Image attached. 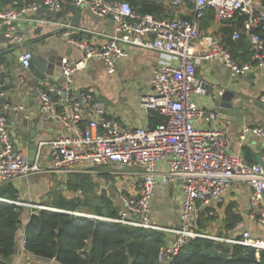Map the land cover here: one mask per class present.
I'll return each instance as SVG.
<instances>
[{"label": "built area", "instance_id": "2783aa9c", "mask_svg": "<svg viewBox=\"0 0 264 264\" xmlns=\"http://www.w3.org/2000/svg\"><path fill=\"white\" fill-rule=\"evenodd\" d=\"M67 0H32L0 10V25L5 27L6 44L16 50L23 43L18 30L20 22L31 16L58 13ZM99 19L113 24L106 41L96 46L86 39L72 35L69 23H57L65 40L82 51L81 59L74 63L60 62L62 86L42 80L37 91L44 119L60 123L67 135L38 145L34 159L27 152L17 149L11 138L6 109L0 108V187L35 174L54 173L67 176L80 171L85 164L110 168L113 173H128L135 177V195L127 196L123 189L117 191L124 210L118 217H102L72 212L131 227L160 231L169 235L158 254L159 264H172L174 256L197 237L264 249V240L244 230L240 238L224 240L199 233V211L219 199L234 181L246 183L252 190L250 197L251 218L264 228V155L261 163L248 162L242 154H231L228 127L217 124V113L203 109L192 100L194 95L207 94V83L197 76L201 60H220L232 76H242L256 67L264 69V0H155L161 2L169 14L156 16L140 13L127 0H68ZM207 10L213 12V22L223 26L228 21L243 17L242 26L234 30L231 39L242 35L250 43V60L236 63L227 48L213 37H207L202 55L194 54V45L200 38L202 19ZM44 23V19H37ZM121 44L132 48L157 52L160 63L156 68L151 94L140 98L141 108L148 113L157 110L165 122L155 128L147 125L134 129L125 128L110 118L104 103L97 99L93 87L75 95L72 92L74 74L90 59L102 61L109 74L114 73L115 63L128 55ZM32 54L23 51L19 60L28 68ZM0 85V100L4 96ZM223 92L219 91V95ZM264 100V96L261 97ZM15 108V107H14ZM196 121L208 127L199 129ZM249 136L264 142V128L244 126L238 138L244 143ZM50 146V164L39 166L40 150ZM167 170L160 173L159 165ZM178 183L181 190L178 226L159 227L151 221V199L158 185ZM0 202L26 205L37 210L60 211L43 204L23 203L0 197ZM18 246L24 250L23 227L18 231Z\"/></svg>", "mask_w": 264, "mask_h": 264}, {"label": "crops", "instance_id": "0c3cea01", "mask_svg": "<svg viewBox=\"0 0 264 264\" xmlns=\"http://www.w3.org/2000/svg\"><path fill=\"white\" fill-rule=\"evenodd\" d=\"M40 18L46 22H37V19ZM57 23H69L72 26L74 37L86 39L96 46L103 44L107 35L113 30V24L109 20L99 19L91 13L75 7L67 0L58 13L50 14L41 11L31 16V19L18 24V30L23 37V43L18 50L6 44L5 27L0 25V50L7 49L10 53L18 51L19 55L23 51H29L32 55L38 54L47 62V77L45 79L62 86L64 81L60 70L61 60L66 59L68 62L74 63L81 59L82 51L65 40L62 34L63 29L56 25ZM221 28V25H216L213 22L211 13L203 17L200 38L194 45L196 56L204 53L207 37H213L221 43ZM242 37H245L250 51L248 37L245 34ZM121 46L128 52V55L116 61L114 73L109 74L102 61L90 59L82 69L74 74L72 92L77 95L87 88L93 87L97 93V99L104 103L109 117L118 120L125 128L134 129L148 123V113L141 108L140 98L153 92L152 77L160 59L155 51H141L126 44H121ZM1 73L4 75L3 79H1ZM197 76L207 83L208 90L207 94L203 96L194 95L192 100L197 106L216 112L217 124L228 127L231 139L229 153L242 154L245 157L246 151L247 156L257 162V156L259 155L261 158L264 155V142L258 137L249 136L242 143L238 135L244 126L264 128V100L261 98L264 96V69L254 67L245 75L235 77L230 74L228 68L220 60L210 59L200 61L197 66ZM41 81L33 79L29 69L21 65L19 57L8 56L6 64H0V85H3L4 92V96L0 100V108L8 105L9 109H6L5 113L11 138L17 149L27 152L29 160H31V144L35 145L37 151L39 143L49 142L67 135L60 123L44 119L42 115L37 91ZM219 91L223 92L222 95H233V105L238 108V110H233L234 114L221 115L219 113V102L222 96L219 95ZM228 111L231 112V110ZM195 125L199 129L208 127V124L203 121H196ZM38 163L40 167H47L50 164L49 145L42 146ZM166 170V164L161 163L159 165L160 173H164ZM77 174L87 175L92 179L95 184L94 193L96 195L103 193L111 201L117 210L116 217L124 210L117 188H122L127 196L135 195L133 187L135 177L133 175L113 173L107 167L85 164L80 171L67 176H59L54 173L35 174L12 182V185L17 189L16 201L45 205L47 200L59 194L54 191L57 184L63 195L83 196L80 190L71 192L65 186L67 179ZM251 193L252 190L246 183L234 181L219 199L212 201L199 211L198 217L202 215L205 218L202 221L204 227L201 228L200 233L230 240L241 237V232L247 230L252 236L264 240V228L250 216ZM180 200L181 190L178 183L158 182L155 195L150 202L152 223L164 228L178 226ZM19 206H21L20 219L23 227L27 223L32 209L26 205ZM160 207L161 210H159ZM227 211L233 212L239 217L230 230L225 229ZM77 213L96 215L91 212ZM195 228L197 230V224ZM163 235L165 243L169 235L165 233ZM12 264L58 263L54 259L37 258L18 246L12 257Z\"/></svg>", "mask_w": 264, "mask_h": 264}, {"label": "trees", "instance_id": "16d2710c", "mask_svg": "<svg viewBox=\"0 0 264 264\" xmlns=\"http://www.w3.org/2000/svg\"><path fill=\"white\" fill-rule=\"evenodd\" d=\"M27 1L32 0H0V10L14 2L21 4ZM127 1L140 13L158 17L169 14L168 9L158 1ZM210 13L213 16L211 10H207L204 16ZM242 19L239 16L228 21L220 30L222 45L238 64L249 61L251 55L245 37L231 40L232 32L241 29ZM3 76L1 73V79ZM147 122L152 129L163 124L165 117L157 110H150ZM245 159L255 162L246 151ZM65 186L71 192L80 190L83 196L70 197L59 193L44 204L61 211L37 210L32 213L23 226L26 252L44 260L54 259L58 264H129L131 257V264H159L158 254L165 241L162 232L73 214L91 212L116 217L117 210L103 193H94L95 184L87 175L71 176ZM0 197L17 200V189L12 183L5 184L0 187ZM20 214L21 206L0 202V264H9L7 259L17 251L18 231L22 227ZM226 216L225 229L230 230L239 217L229 211ZM204 220L199 215V233L204 227ZM172 264H264V249L257 251L242 244L197 237L180 249Z\"/></svg>", "mask_w": 264, "mask_h": 264}, {"label": "water", "instance_id": "95a60500", "mask_svg": "<svg viewBox=\"0 0 264 264\" xmlns=\"http://www.w3.org/2000/svg\"><path fill=\"white\" fill-rule=\"evenodd\" d=\"M8 56H13V57L18 58L19 52L16 51L15 53H10L9 50L7 49L0 50V64L2 65L6 64ZM46 67H47V62L41 56H39L38 54L32 55V59L30 61V65L28 69L31 72L34 80H43L47 77ZM233 99H234L233 95H229V96L222 95L221 96V99L219 102V109H218L221 115H224V114L232 115L231 113L234 114V111L238 110V108L233 105ZM228 110H231V112ZM30 146L32 150L30 153V156H31L30 159L33 160L34 158L33 156H35V153H36V148H35V145H32V144ZM256 161L257 163H261V158L259 155L257 156ZM157 182H162V179L158 178ZM132 261H133V258L131 257L129 260V264H131ZM7 263L9 264L12 263V257L7 259Z\"/></svg>", "mask_w": 264, "mask_h": 264}, {"label": "rangeland", "instance_id": "374dc122", "mask_svg": "<svg viewBox=\"0 0 264 264\" xmlns=\"http://www.w3.org/2000/svg\"><path fill=\"white\" fill-rule=\"evenodd\" d=\"M62 181V180H61ZM63 190V189H62ZM54 191H57V193H60L61 192V190H59V188H58V184L55 186V188H54ZM70 193V192H69ZM159 210H161V207L159 208Z\"/></svg>", "mask_w": 264, "mask_h": 264}]
</instances>
